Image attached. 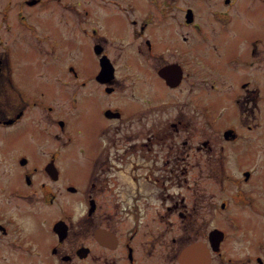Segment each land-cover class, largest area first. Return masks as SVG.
<instances>
[{
	"label": "flooded vegetation",
	"instance_id": "af4514ba",
	"mask_svg": "<svg viewBox=\"0 0 264 264\" xmlns=\"http://www.w3.org/2000/svg\"><path fill=\"white\" fill-rule=\"evenodd\" d=\"M61 1L5 0L1 4L2 7L3 5L8 7L5 12L2 8L0 10V19L5 21L10 20L12 6H18L16 17L28 26V30L34 36H41L42 43L50 49L46 56H42V63L44 66H59L60 70L53 76H48L47 68L35 71V77L42 80L40 91L45 88V92L40 94V91L34 89L39 84L34 80L29 82L27 89L24 84L19 85L12 77L8 55L2 52L3 58L0 54V105H6L3 94L14 99L11 101L12 108L0 109V264H141L142 256L138 250L142 240L145 245L144 254L158 252V205L155 207V219L148 221L147 202L138 201L141 200V183L147 180L153 181L154 188L145 193L144 197L154 195L157 200L160 194L158 182L164 186L169 181L177 182L178 189L174 192L164 191L167 198H163L170 199L166 207L181 219L172 220V223L177 224L182 230L181 242L185 237L202 236L201 240L185 242L178 247L176 251L178 262V257L185 246L199 242L205 246L209 256L213 250L212 256L216 255L221 263L235 260L236 263L240 261V264L252 262L264 264V237H257V242L255 241L257 248L247 250L250 256L242 255L241 259L239 255L234 258L231 252L228 255L224 250L229 238L227 229L237 232L236 230L247 226L240 216L256 224L258 229H262L261 220L257 216L264 221V177L256 183L255 170L259 169L256 164L250 168H243L240 176H234L227 167L226 156L219 154L217 161L211 160L212 145L209 144V137L204 136L197 142L191 139L194 125L190 119H184V115L180 116L178 112L171 114L174 119L168 117L164 121L161 117L156 118L153 123L148 122L151 125L148 130L153 126L156 129L154 132L156 140L152 143L159 145L169 140L164 157H152L149 153L142 157L145 159L142 164L130 163L126 155L132 153L133 149L140 148L139 141H128L124 144L115 140L98 139L110 131L114 124L113 119L121 122L142 120L143 125L149 120L146 104L139 106L134 103L129 107L125 105L126 103L114 105L112 100L106 97L121 87L122 90L131 91L128 96H131L133 101L143 100L139 96L140 93L136 92L137 88L135 91L131 88L134 72L130 67L134 62L130 54H127L129 58L123 62L130 72L125 74L127 78L122 76L126 81L120 84L116 76L118 65H115L106 53V46L109 45L105 46L101 42L107 40L103 33L110 36L104 26L106 23L113 25L117 22L119 25L128 23L132 26L133 33L135 31L138 35H144L153 25L152 20L148 19L155 16L152 7L157 4L158 15L155 24L162 33H165L163 25L168 23V13L167 7H160L163 1L150 0L149 6L145 7L140 0H133L139 10L138 13L146 11L147 20L144 22L131 12L133 7L130 4L120 0H112L111 4L118 6V9L125 7L130 12L127 14L128 22L123 12H114L112 16L110 12V18L108 20L101 18L102 22L94 13L70 12L71 18H68L69 13L56 14L54 20L57 24H60V21L63 25L72 26L73 29L78 28L88 37V39L82 37L80 40L92 45L98 65L91 68L84 79L83 71L78 70L76 62H73L75 58L65 60L66 54L57 46V43H60L62 50L67 49L66 40L59 35L50 34L51 31L46 26L49 22L48 13L46 12V17L40 20L42 29L40 22L34 19L40 14L35 12V9L42 8L40 4L48 5ZM204 4L205 23L196 20V7L189 5L186 7L184 19L177 20L175 29L168 31L167 36L161 37V42L166 44L165 47L161 46L158 50L157 40L152 43L147 39L148 46L152 48L154 45L156 48V51L150 52H157L160 59L159 65L155 67L158 78L161 81L166 80L169 89L176 88V85L183 83L185 78L190 85L189 91L196 94V97L189 96L184 102L192 103L195 109L193 110L202 116L198 114V117L208 122L210 113H216L217 109L213 110L216 106L219 110L228 109L225 108V104L222 105L224 99L220 101L210 91H222L224 82L220 76L237 71L235 80L228 81V85L233 87L229 92L232 105L229 107L230 112L228 111L225 116L224 121L227 123L220 128L221 135L224 140L233 142L240 139L253 141V145L264 144V112L258 103V100L264 98V83L258 76L264 74V57L261 55L264 50V30L258 31L256 25L259 23V12L264 11V0H204ZM103 5L108 7L106 4ZM238 18L252 27L241 35L236 53H226L223 40L225 35L238 36V31L234 27ZM212 21L216 24H211ZM201 28L210 33L204 38L203 50L198 48L202 40ZM194 33L200 38L196 43ZM72 36L78 41L79 36L73 32L69 39ZM122 38L121 35L117 37L120 41ZM217 38L219 44L215 43ZM107 42L114 43L111 39ZM219 48L221 50L218 57H212V49ZM164 49L171 53L169 59L165 57L166 54L163 55ZM68 52L71 53L70 50ZM207 61L220 64L218 66L222 67V70L217 71ZM231 62H235L233 71L223 66ZM105 66L107 71L104 70ZM248 67L251 68L250 76L244 77L243 73L248 72ZM238 70L241 77H238ZM63 72L66 75H63ZM46 80L50 84L57 82L64 86L79 83L81 86L95 84L100 87L101 84L105 90V94L89 91L83 96L81 92L78 96L73 95V101L77 102L75 107L79 110L77 129L80 135L76 137L77 139H73L72 135L67 133L68 119L65 116H52L51 113L56 107L51 104L53 99H50L49 93H53L54 87L45 86ZM128 81L131 86L127 84ZM225 87L227 88V85ZM35 106L49 111L43 113L44 120L50 119L61 128L60 134L56 132L54 136L62 139L58 140L52 150L40 141L39 132L34 124ZM82 108L85 110L87 108L86 111L90 115L98 114V117L90 120L88 127L80 121L83 115ZM227 115L230 116L229 119ZM37 120L40 122L43 119L38 117ZM101 120H105L104 123H100ZM168 121H171L173 130L164 129ZM180 128L186 130L187 135L181 141H177L175 138L181 131ZM244 130L250 132V137L243 136ZM44 133L48 135L47 132ZM22 138L26 143L32 140L35 142L34 145H41V155L32 156L26 143L21 142ZM220 144L221 154H224L225 146L223 143ZM247 145L245 144L246 147ZM71 146L82 155L80 157L82 165L75 166L77 159L63 161ZM196 152H202L203 156H196ZM211 163L213 166L210 168ZM128 168L131 170L128 173L130 178L125 174ZM81 169L82 175L79 177ZM195 170L198 175H195ZM217 171L221 191L225 187V178L230 179L237 187L232 194L225 193L219 202L214 200V194L208 191L204 193L206 190L197 188L204 174L213 175ZM125 186L128 187L126 191L123 189ZM204 186L208 189L207 185ZM130 193L132 201L124 204L128 201ZM234 202L238 204L235 205ZM232 206H237L235 211H232ZM200 229L206 230V233L199 232Z\"/></svg>",
	"mask_w": 264,
	"mask_h": 264
},
{
	"label": "rangeland",
	"instance_id": "374dc122",
	"mask_svg": "<svg viewBox=\"0 0 264 264\" xmlns=\"http://www.w3.org/2000/svg\"><path fill=\"white\" fill-rule=\"evenodd\" d=\"M5 0H0V10L2 8V11L5 12L7 10V6L1 4ZM122 2H125L127 4H130L133 7V10L131 11L137 18L141 19L142 22L147 20L145 18L146 11L143 13H138L139 10H137L135 6V2L133 0H120ZM142 4L145 5V7L149 6L150 0H140ZM163 5L160 7H167V13H168V23L163 25V30L165 33H162L159 28L155 24V20L158 15V5L155 4L152 7V12L155 14V16L149 18L148 20H152L153 25L151 28L144 34V35H138L135 31L133 33L132 26L128 23L125 25H119L117 22L113 25V23L108 24L106 23V26H104L107 29V34L110 36H107L103 33V35L107 38V40L101 41L106 46V53L110 56L111 60L115 65H118V70L116 76H118L120 84H122L124 81L122 76H125L126 73L130 72L128 71L123 62L126 58H129L127 54H130V57L132 56V61L134 64L130 67L131 70L134 72V77L131 79L133 82V87H131L136 92L140 93V98L143 100L136 101L131 99V96L129 97V93L131 91L122 90L121 87L118 89L116 88L114 90V93L111 95L106 96L107 98L112 100V103L114 105H120L119 103L125 104L127 107L130 106V104L137 103L139 106L145 105L147 106L148 111V118L149 120L143 125V121L141 120L138 122L136 119H132L129 121H115L113 119L114 124L113 127L110 129L109 132H107L103 138H98L99 140H115L122 142L124 144H127L128 141L130 142H138L139 149H133V152L128 155H126V159L131 162H136L139 164H142L145 159L142 157L144 155H148L151 153L152 157H164V155L167 153L168 145L167 141H163L162 144L158 143H152L154 142L155 135L154 132H156L155 127L153 126L150 130L149 127L151 126L148 122L151 121L152 123L156 118L160 119L163 117L164 121L169 117L173 118L171 114H175L178 112L180 116L184 115V119H190L191 123L194 125L193 131H192V137L191 139L194 141H198L202 139L204 136L207 138L209 137V144L212 145V153L210 155L211 160L217 161V156L222 155L226 156L227 163H228V169L232 171L234 176H240L241 170L243 168H250L252 165L256 164L259 169L257 168L255 172L257 173L255 176L256 183L259 179H262L264 177V170L262 171V166H264V144L259 145H253L252 142H248L245 140H236V141H230V140H224V138L221 135L220 128L224 127L225 122V116L226 113L229 111V108L232 105V102H230V95L229 92L232 91L233 87L228 85L229 79L235 80L236 72H232L231 74L227 73V75L220 76V79L224 82L222 85V91L214 92L210 91L211 94H215L218 99L222 102V105L225 104V108H228L226 110H219L218 106H216L213 110H216V113H210L209 121H203L201 118L198 117V114L196 111H194V105L192 103H185L184 99H188V97H196V94H193L190 92L188 85V82L184 78L183 83L176 85L174 89H169L167 87V82L161 81L160 78H158L157 73V65L158 59L157 52H150V51H156V48L154 45L152 48L148 46L147 39L150 40L152 43L157 40L158 44V50L161 46L165 47V42H161V37L167 36V32L170 30H174L176 27V21L179 19H184L185 13H186V7L187 6H195L196 7V20L199 22L205 23V16L204 14V0H174L173 2L169 3L171 0H162ZM106 4L105 7L103 4L99 5V3ZM112 0H62L61 3L55 2L54 4H48V5H42L40 6L43 8L35 9V12H39V15H36L34 18L38 22H40L41 29L43 28V25L41 24V19L46 17V14L49 15V22L46 25L50 29L51 35H59L62 39L66 40V47L65 50H62L60 43H57V46L61 49L62 53L66 54L65 60H73L75 61L78 67V70L83 71V79L87 77V72L91 70V68L98 65L97 57L95 56L93 52L92 45L89 42H85L80 40L82 37L88 39V37L84 34V32H81L78 28L73 29L72 26L63 25L60 21V24H57L55 22V15L58 13L68 14V18H71L70 12H80L85 14L88 12L89 14L94 13L96 15V18L99 19L101 22V18L104 20H108L110 18L109 13H111V16L114 12H123L125 15V20L128 22V16L127 14L130 13L125 7H122L119 9L118 6L112 5ZM18 6H12V9L10 10L11 16L10 20H3L0 19V54L2 55V52L4 54H7L9 57V65L11 69L12 77L15 78L16 82L19 85L24 84L25 88H28L29 82L35 81L36 83H39L34 89L36 91H40V87L42 86V80H39L35 77L34 73L36 70L40 69H48L49 72L48 76H53L55 72H58L59 66L51 65V66H44L42 63V56H46L45 54L50 51L49 47L42 43V37L39 35L34 36L32 32L28 30V26L24 25L22 21L16 17L15 14L18 10ZM47 12V13H46ZM45 14V15H44ZM123 15V18H124ZM212 18L214 16L210 15ZM47 22V21H46ZM44 23V26L46 24ZM215 22L212 21L211 24H214ZM216 24V23H215ZM258 27V31L264 30V11L259 12V23L256 24ZM235 29L238 31V36H232V35H225L224 42V48L227 49L226 53H236V49H238V42L242 34H245L246 30H250L252 26L245 23L241 18H238L234 23ZM178 29L181 30L180 27ZM179 30V35H180ZM186 30V29H185ZM187 31V30H186ZM74 32V35L76 34L79 36L78 41H75V37L72 36L69 39V36ZM118 35L123 36L122 41L118 40ZM200 35L202 36V40L200 41L198 48L200 50H203L204 48V38L210 35V33L205 30L204 28H201ZM126 36V37H125ZM109 39H111L114 43L107 42ZM200 38L197 34L194 33V42L198 41ZM216 44H219L218 38L215 41ZM71 51L69 54L68 51ZM221 50V48L212 49L211 55L214 58L218 57V53ZM189 51V50H188ZM164 54H166L165 57L168 59L171 56V53H168L167 50H163ZM225 52V51H224ZM82 55V58H81ZM262 57H264V50L261 53ZM4 58V56H3ZM2 58V60H4ZM48 59H51V57H48ZM77 60V61H76ZM162 60V59H161ZM167 61V60H166ZM82 62V63H81ZM210 65L214 66V68L217 71L222 70V67L218 66L220 64L209 62ZM83 66H82V65ZM5 66V61H4ZM223 66L229 70L233 71L235 70V62L226 63L223 64ZM156 67V68H155ZM248 72L243 73L244 77L250 76V70L251 68L248 67ZM86 73H85V72ZM156 73V74H155ZM7 74V73H6ZM63 75H66V73H62ZM253 74V70H252ZM69 75V74H68ZM67 75V76H68ZM259 78L264 83V74H258ZM238 77H241L240 70H238ZM18 78V79H17ZM20 80V81H19ZM200 82V81H199ZM201 83V82H200ZM127 84L130 85L129 81ZM45 86H53L54 91L53 93H49L50 99H53L51 101V104L54 105L53 107H56V110L52 111V116H58L62 115L65 116L68 119V130L67 133L71 134L73 139H77L76 137L80 135V131L77 129V126L79 125V120L77 121V116L79 110L76 109L77 102L73 101V95L78 96V93L81 92V96H83L85 93L89 91L94 92H101L102 94H105V90L103 89L102 85L100 84V87L95 84H89L87 86H81L79 83H71L70 85H60L57 82H54L53 84H50L47 80L44 83ZM159 85V86H158ZM199 86V84H196ZM227 85V88L225 87ZM159 87L161 90H159ZM10 88V87H9ZM73 91V92H71ZM7 92V91H5ZM42 92H45V88L43 87L42 90L39 92L40 94ZM9 93V92H8ZM263 93V92H262ZM210 95V94H209ZM3 97L5 99L4 104L6 105H0V109H9L12 108L11 101L14 100L12 97H7L3 94ZM145 97V98H143ZM158 97L159 103H158ZM129 98V99H128ZM128 99V101H127ZM258 103L260 104V108L264 112V98L260 101L258 100ZM194 109V110H193ZM199 109V108H198ZM235 109V107L233 108ZM35 112L34 113V124L36 125V130L39 132V138L41 143L44 142L45 146L47 148H50L51 150L53 147L57 145L58 140L60 141L61 138H56L54 134L57 132V134H60L61 128L58 124L53 123L50 119L44 120L42 116H44V112L47 113L46 109H39L35 106ZM54 110V108H53ZM87 110V108H86ZM84 108H82V117L80 121L88 127L90 124V120L94 117H98L97 113H94L90 115ZM232 113L235 114V111L232 110ZM200 115V114H199ZM201 116V115H200ZM42 118V121H38L37 118ZM202 117V116H201ZM227 118L229 119L230 116L227 115ZM236 118V117H234ZM64 121L67 122V120L63 117ZM107 119V118H106ZM105 120H101L100 123H104ZM223 123V125H221ZM243 124V122L241 121ZM23 124H26V122H23ZM46 125V127H45ZM43 127L45 130H43ZM164 129L173 130L171 126V121H168L164 125ZM203 128V130H202ZM181 131L176 136L175 140L181 141L186 135L187 131L183 128H180ZM42 130V131H41ZM47 132L45 134L44 132ZM254 132V131H251ZM249 133L247 130H244V134L249 136ZM254 135V133H252ZM250 137V136H249ZM22 143H26L24 138L21 139ZM32 140L27 142L26 145L28 149L30 150V154L32 156H39L41 155L42 146L41 145H34ZM144 143V144H142ZM220 143H223L225 146L224 154H221L220 150ZM245 144H248L247 147ZM170 151V148H169ZM196 156H203L202 152H196ZM79 156V157H78ZM82 155H80L74 146H71L70 149H68L67 153L64 155L63 161H66L68 159H77L75 166L82 165V161L80 159ZM213 157H216V159H213ZM262 166H261V165ZM213 166V163L210 164V168ZM211 171V169H210ZM131 172L130 168H128L125 171L126 177L130 178L128 173ZM121 173V172H120ZM122 174V173H121ZM82 175V169L81 172L78 173V176L80 177ZM123 175V174H122ZM195 175H198V172L195 170ZM120 176V175H119ZM204 178H201L197 184V188L204 189V193L207 191L211 194H214V200L219 202L225 193L232 194L234 190L237 189V187L234 186V184L230 181V179L225 178L224 183L225 187L224 190L221 191L219 188L220 180H219V174L218 171L214 173L213 175H203ZM166 186L158 182V200L155 198L154 195H147L144 197L145 193H148L149 190L153 189V181L147 180L143 181L141 183L142 188V194L140 199V203L147 202L146 206V217L148 221L154 220V216L156 215L155 207L158 205V252H152L149 253L145 252V245L144 241H141V246L138 250V253L142 256L140 258L141 264H179L176 256V251L178 247H181V244L185 242H191V241H197L201 240L202 236H196L193 237H185L183 241L181 242L182 238V230L178 227L177 224L172 223V220L180 221L181 219L179 216H177L174 213H171L172 210L168 209L166 205L170 202V199L164 200V191L166 192H174L178 189L177 182L176 181H169L165 183ZM204 185H207L206 189ZM125 191L128 190V187L125 186L123 188ZM211 190V191H210ZM264 190V189H263ZM68 197V196H67ZM167 198V197H166ZM132 201V193L129 194L128 201H125L124 204H128ZM233 204L237 205V202H234ZM237 206H232V211H235ZM240 216V215H239ZM246 223L247 226L244 227V229H238L237 232H233L232 229H227L229 232V238L226 244V248H224L225 251H227V254L229 255V252L232 253V256L236 258L239 255V258L241 259L242 255L250 256L249 253H247V250H255L254 248H257V245L255 244V241L257 237H264V221L260 216H257L258 219L261 220L262 229H258L256 224H253L252 222H249L246 220L244 216H240ZM199 232H205L206 230L200 229ZM231 232V233H230ZM209 236V235H208ZM181 237V239H180ZM194 238V239H193ZM257 242V241H256ZM138 244V243H137ZM213 251V250H212ZM210 252V258H211V264H240V261L238 263L233 261L224 262L221 263L218 260V257L212 256L213 252ZM257 251V249H256ZM213 258V260H212ZM243 264H255V263H243Z\"/></svg>",
	"mask_w": 264,
	"mask_h": 264
},
{
	"label": "water",
	"instance_id": "95a60500",
	"mask_svg": "<svg viewBox=\"0 0 264 264\" xmlns=\"http://www.w3.org/2000/svg\"><path fill=\"white\" fill-rule=\"evenodd\" d=\"M104 70L107 71V67H104ZM179 262L181 264H209L210 256L202 243L196 242L191 243L185 246L179 257Z\"/></svg>",
	"mask_w": 264,
	"mask_h": 264
}]
</instances>
